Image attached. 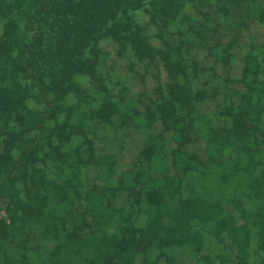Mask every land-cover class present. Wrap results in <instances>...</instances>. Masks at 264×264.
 I'll list each match as a JSON object with an SVG mask.
<instances>
[{
    "label": "trees",
    "instance_id": "trees-1",
    "mask_svg": "<svg viewBox=\"0 0 264 264\" xmlns=\"http://www.w3.org/2000/svg\"><path fill=\"white\" fill-rule=\"evenodd\" d=\"M0 205V264H264V0H0Z\"/></svg>",
    "mask_w": 264,
    "mask_h": 264
},
{
    "label": "built area",
    "instance_id": "built-area-1",
    "mask_svg": "<svg viewBox=\"0 0 264 264\" xmlns=\"http://www.w3.org/2000/svg\"><path fill=\"white\" fill-rule=\"evenodd\" d=\"M5 216V211H4V209H2V207H1V205H0V219L2 218V217H4Z\"/></svg>",
    "mask_w": 264,
    "mask_h": 264
},
{
    "label": "rangeland",
    "instance_id": "rangeland-1",
    "mask_svg": "<svg viewBox=\"0 0 264 264\" xmlns=\"http://www.w3.org/2000/svg\"><path fill=\"white\" fill-rule=\"evenodd\" d=\"M122 154H123V156H127L129 153H128V154H126V152H123Z\"/></svg>",
    "mask_w": 264,
    "mask_h": 264
}]
</instances>
